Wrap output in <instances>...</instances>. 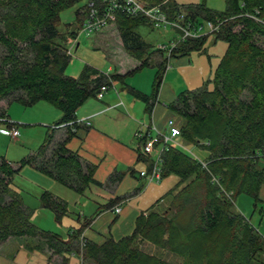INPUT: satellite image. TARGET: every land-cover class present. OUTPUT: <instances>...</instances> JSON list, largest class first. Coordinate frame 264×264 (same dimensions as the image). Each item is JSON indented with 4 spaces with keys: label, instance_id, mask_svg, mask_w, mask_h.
<instances>
[{
    "label": "trees",
    "instance_id": "16d2710c",
    "mask_svg": "<svg viewBox=\"0 0 264 264\" xmlns=\"http://www.w3.org/2000/svg\"><path fill=\"white\" fill-rule=\"evenodd\" d=\"M79 1L0 0V102H6L5 107H0V123L8 129L16 128L6 114L12 102L23 107L43 102L61 114L54 127L48 129L63 130L65 134L53 143L49 136L37 154L21 160L15 168L0 157V244L8 239L31 238L41 240L38 246L46 245L58 255L72 251L79 254L81 247L80 264H167L132 248L138 237L192 263L264 264L263 235L233 208L234 198L246 194L257 209L264 186V0H225L223 12H213L200 3L183 9L171 0H139L148 7L160 8L172 22L182 21L191 28L213 22L218 25L213 37L226 43L209 85L180 92L167 105L170 118L180 129L178 140L203 154L192 156L170 145L161 156V178H177L175 187L164 197L172 199L170 216L159 219L151 210L137 218L131 235L101 244H79L81 229L75 235L69 231L64 241L31 224L33 212L13 189L14 175L23 166L35 165L39 172L76 193L81 194L90 183L102 186L92 179L94 167L64 147L84 127L68 124L76 121L77 109L96 97L102 86L123 83L124 77L147 67L153 55L159 54L161 62L152 95L129 89L147 103L158 93L167 69L165 53L157 47L152 49L136 32L139 26L149 25L148 21L116 15L111 27L140 66L121 77L86 65L78 78L67 77L65 69L71 59L67 44L73 45L76 33H59L57 19L62 10ZM87 4L88 0L78 12L80 29ZM207 38L185 40L173 51L171 60L204 50ZM62 124L66 127L59 128ZM39 203L54 214L56 221L67 214V203L49 192L42 193ZM184 211L187 219L181 223L177 218Z\"/></svg>",
    "mask_w": 264,
    "mask_h": 264
},
{
    "label": "crops",
    "instance_id": "0c3cea01",
    "mask_svg": "<svg viewBox=\"0 0 264 264\" xmlns=\"http://www.w3.org/2000/svg\"><path fill=\"white\" fill-rule=\"evenodd\" d=\"M188 5L194 4L177 6L184 9ZM203 47H205V44ZM193 53L194 51H191L184 56L174 57L170 61L169 67L162 74L158 93L147 103L135 97L129 89L138 91L146 96L152 95L155 75L158 71L157 65L161 62V56L159 54L153 55L154 57L151 58L147 66L150 69L154 68V71L148 70L143 73V69L146 68L144 67L124 77L123 83L114 82V91L108 90L103 94L102 98L92 97L93 100L86 101L75 112L77 120H85L89 125L79 128L75 136L65 142L64 147L71 154L76 155L83 163L92 165L94 167L92 179L102 184V186H97L90 183L81 194L69 189L75 194L74 196L67 193L61 195L68 202L65 201L68 206L67 214L61 217L60 220L55 221L66 227L67 233L70 231L75 235L81 229V233L77 239L79 244L83 241L101 244L109 239L119 241L131 235L134 231L137 218L146 216L151 210L155 211L158 209L165 202L166 198L164 197L175 187L177 178L172 175L161 178L159 182H148L146 177L140 175L141 172H146L147 174L150 172L152 161L142 153L141 139L137 138L135 133L137 130L143 129L142 125L154 126L159 130L164 129L167 119L172 116L167 105L172 103L180 92L190 90L188 88L190 86L188 80L186 79L185 82H182L183 77L181 72L185 70L191 72L189 69L194 61L191 56ZM208 61L210 63L211 70L209 74L211 76L212 71L218 63L216 61L214 63L209 58ZM212 62L215 64L214 68ZM70 63L71 61L66 67L65 73L67 77L74 79L79 77L83 68L87 65L84 62H77L78 67L76 68L74 66L75 70L69 72ZM87 66L99 70L94 66ZM139 66V62L131 58L119 62L116 68L117 70L113 73V66L110 65L108 67V74L123 77ZM137 75L144 77L139 78L143 80V83L139 84L136 80L134 82L131 81ZM201 78L203 80V76ZM193 84L191 83V85ZM45 106L48 107L47 105ZM24 108L29 109V107ZM57 113L54 115V118L47 119L46 124L53 125L57 123L61 118L60 112L58 111ZM7 128H0L1 136L8 137L5 134L9 130ZM153 135H155V132L152 130H148V133H146V136ZM49 136L52 137L51 140L53 143L62 140L65 134L63 130L54 132L47 130L45 140ZM12 139L18 140L17 138ZM177 143L181 150L183 149L191 153L192 156H195L190 151V146H183L179 140ZM40 147L16 163L8 160L4 156L0 157H3L10 166L15 168L21 160L37 154ZM26 166L30 167L33 171L39 172L35 165ZM259 198L261 204L257 209L252 210V217L256 213L255 217L261 220L264 214V186L260 189ZM117 207L120 208V213L114 212V208ZM40 211L42 213L48 210L40 207ZM242 213L248 222L251 223L252 220L245 215L246 211H242ZM261 224L262 220L258 229L262 228ZM251 225L253 227L255 226L252 223ZM67 233L62 231V235H59V233H56V235L65 241L69 237ZM33 241L36 243H31V247H21L22 250L25 249L26 251V264L28 263L29 257H34L40 264L81 263L80 257H77L78 254H75L73 251L70 254L58 255L54 254L46 245L38 246L39 242L36 240ZM44 248H46L45 251H51L52 255H50L54 260L52 259L51 261L49 256L44 257ZM33 261L35 262V260Z\"/></svg>",
    "mask_w": 264,
    "mask_h": 264
},
{
    "label": "rangeland",
    "instance_id": "374dc122",
    "mask_svg": "<svg viewBox=\"0 0 264 264\" xmlns=\"http://www.w3.org/2000/svg\"><path fill=\"white\" fill-rule=\"evenodd\" d=\"M171 1L175 2L176 5L200 3L208 10H211L213 12H223L225 10V0ZM86 2L87 0H80L69 8L62 10L57 19V29L59 33L64 34L72 31L76 33L74 44L78 43V45H76L77 48L74 47V49H72L69 72L75 70L74 66H76V68L78 67L77 62H84L87 65L96 67L103 73H109L108 67L112 65L113 73L117 70L116 68L119 62L131 59L132 56L128 54L127 51H125L121 42V38L114 27H107L103 31L92 35H86L85 33H82L80 31L77 19L78 12H80L81 9L85 8ZM136 32L141 36V40L150 45L152 49H156V46L159 44H167L169 41L173 40L174 36L176 35V32L171 29H154L148 24L139 26L136 29ZM200 36L208 37L205 42L204 50L199 52L194 51V53L191 55L192 60H194L191 64V68L189 69L191 70V72L188 70L181 72L183 77L182 82H185L186 79L188 80V84L190 85L188 87L190 88L189 91L209 85L211 79L209 73L211 68L208 58L214 63L215 61L216 63H218L217 61H219L226 50V43L221 40H215L213 34L203 32ZM69 48L71 49V44H67V49ZM214 67L215 64H213V68ZM127 68H129V66H127ZM151 68L153 67L151 66ZM148 70L154 71V68L150 69L146 67L143 69V73L147 72ZM201 76H203V80ZM139 78L141 79L144 77L141 75H137V77L135 76L131 81L134 82L136 80L139 84L143 83V80H140ZM191 83L194 84L191 85ZM117 88H119V86H117ZM109 90L114 91L113 88H110ZM88 100H93V98H89ZM5 105V101L0 102V107L3 108L5 107ZM45 105L50 108L46 107ZM57 112L58 110L56 111V109L52 105L43 102L29 107V109L24 108L20 103L17 102L8 104L6 107V114L10 118L9 120L16 124L15 126L18 128L20 136L16 137L18 140H13L11 136L3 137L0 135V156H4L8 160L16 163L27 154L36 151L45 141L46 131L49 130L47 127H50L52 125L46 124L47 119L54 118V115L58 114ZM4 127L7 128L5 124L0 123V128ZM190 151H192L199 157H203V154L194 147L190 146ZM167 180L169 181V179ZM12 186L13 189L19 193L20 197L22 198L23 204L33 212L30 219L31 224L35 225L41 230L48 231L52 234L59 233V235H62V231L67 233L66 227H64L61 223H57L55 221L54 214L51 211L48 210L41 213L39 207V197L46 191L56 197L63 199L61 195H64L66 193L74 196L75 194L72 191L60 185L45 174L39 173L38 171H33L28 166H23L20 172L17 175H14V177L12 178ZM63 200L66 201L65 199ZM234 200V210L240 214H243L242 211H246L245 215L252 220L251 223L255 225L254 227L259 231V233H261V235H264V214L262 215L261 219L262 228H260V231L258 227L260 226L261 220L255 217L256 213L252 217L254 203L251 197L246 194H240L236 196ZM171 201L172 199L170 198L165 200V202L155 210V213L158 214L159 219H164L165 216L171 215L172 212L169 209H172L173 207V205H171ZM186 213V211L182 212L177 220L181 223H185L187 219ZM38 242H41L40 244H42L41 240ZM31 243L34 244L36 242L31 238H14L10 240L8 239L3 244H0V264H26V251L25 249L22 250L21 247H31ZM132 248L141 252L142 255H147L149 257H159L163 260V262L167 264H200L192 263L186 258L172 254L149 241H145L142 239L139 240L138 237L135 238L132 244ZM45 249L46 248L43 249L44 257L49 256L51 261L52 259L54 260V258L51 256V251H45ZM81 254L82 252L80 251L77 256L80 257V260L82 258ZM33 260H35V262ZM27 262V264H40L38 260L34 259V257H29ZM83 264L102 263L83 261ZM254 264L258 263L255 262Z\"/></svg>",
    "mask_w": 264,
    "mask_h": 264
},
{
    "label": "built area",
    "instance_id": "2783aa9c",
    "mask_svg": "<svg viewBox=\"0 0 264 264\" xmlns=\"http://www.w3.org/2000/svg\"><path fill=\"white\" fill-rule=\"evenodd\" d=\"M116 15L126 16L127 18H143L154 29H171L178 32L175 39L169 41L167 44H159L156 46L159 51L165 53L167 68L169 67L173 51L185 40L198 38L203 32L214 34L218 31V25L213 22H206L205 25H198L196 28H191L188 23L185 24L182 21H179V23L172 22L160 8L148 7L139 0H88L80 31L86 35L101 32L105 28L113 25ZM72 49H74V43L67 52L70 56ZM110 88L114 89L113 83L108 86H102L96 94V97L102 98L103 94ZM74 123L77 126L89 125L87 121L77 119L68 125L72 126ZM52 127L54 126L52 125ZM64 127H66L65 124L59 126V128ZM142 128L137 130L135 136L141 140L143 139L141 146L142 153L151 159L152 164L148 174L141 172L140 175L146 177L149 181L159 182L161 180V156L170 145L179 147L177 141L180 136V129L173 118L167 119L163 130H159L154 126L145 125H142ZM144 130L146 133H148V130H152L155 132V135L146 136ZM5 134L11 136V138H16L19 136V131L16 128H10ZM114 211L115 213H120V208H114Z\"/></svg>",
    "mask_w": 264,
    "mask_h": 264
}]
</instances>
